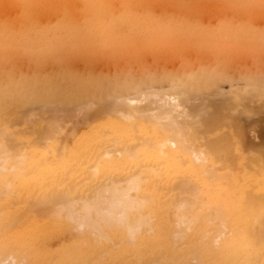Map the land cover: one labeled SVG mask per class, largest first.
I'll use <instances>...</instances> for the list:
<instances>
[{"label":"bare ground","instance_id":"6f19581e","mask_svg":"<svg viewBox=\"0 0 264 264\" xmlns=\"http://www.w3.org/2000/svg\"><path fill=\"white\" fill-rule=\"evenodd\" d=\"M247 119L264 0H0V264H264Z\"/></svg>","mask_w":264,"mask_h":264},{"label":"rangeland","instance_id":"374dc122","mask_svg":"<svg viewBox=\"0 0 264 264\" xmlns=\"http://www.w3.org/2000/svg\"><path fill=\"white\" fill-rule=\"evenodd\" d=\"M211 20H213V18H212ZM195 58H197V57L195 56ZM149 61H150V60L147 58V59L145 60V63H149ZM174 61H175V62H174ZM202 62L204 63V65L207 64L206 66H208V67L211 65V64H210L211 61H210L209 58L202 60ZM175 63H176V59L171 60V61L168 63V66H169V67H173V66L175 65ZM102 68H103V69H107L105 66H102ZM222 88H224V89L227 88V85H226V84H222ZM61 121H63V123H64V120H63V119H62ZM61 121H60V122H61ZM251 121H252V120H251ZM251 121H250V119H247L246 122L250 123V125H249V124H247V125L245 124L246 126L249 125L247 128H249V130L251 129V131H252V133H249V131H247V135H249V136H248V140H249V143H251V144H253V143L255 144V143L257 142V140H258V142L256 143V144H258V145H256V144L254 145V144H253L252 146H250V145H251V144H250L248 147H252V148H251V149H244V150H245V152H246L247 154H249V153H250V155H254V154H255L256 156L261 157L262 159H264V158H263L264 154H263V156L261 155L262 152L264 153V150H261V146H262V149H264V144H261V143H264V142H262V139H261V138H262L261 130L258 129V127H256V129H258V130H256V129L254 128V126H256V125H252V124H251ZM60 122H59V123H60ZM70 122H71V121H70ZM61 123H62V122H61ZM242 123H243V122H242ZM244 123H245V122H244ZM244 123H243V124H244ZM68 124H69V123H66L65 125H67V127H69V125L72 124V122H71L69 125H68ZM85 125H86V124H84V122H83V123H79V124H78V130L80 129L79 131H83V130L86 128ZM70 126H71V125H70ZM247 130H248V129H247ZM251 131H250V132H251ZM254 131H256V132H255V133H256V136L258 135L259 138L254 137V135H255V134L253 133ZM257 133H258V134H257ZM252 134H254V135H252ZM251 135H252V136H251ZM260 135H261V136H260ZM250 136H251V137H250ZM254 138H255V139H254ZM253 139H254L255 142H253ZM260 139H261V140H260ZM263 141H264V139H263ZM252 142H253V143H252ZM38 145H41V146H42L43 144L38 143ZM260 145H261V146H260ZM253 146H254V148H253ZM255 146H256V147H255ZM257 146H258V147H257ZM259 147H260V148H259ZM256 149H257V150H256ZM258 149H259V150H258ZM245 152H244V156L247 155ZM258 152H259L260 154H259ZM251 153H252V154H251ZM247 156H249V155H247ZM247 166H250V165L248 164ZM244 167H246V166H244ZM244 167H243L242 171H243V173H244L245 175H253V174H256L257 172H258V173L261 172L260 167L258 168V171L256 170L255 167H258L257 164L252 166L256 171H254V169H253L252 167H251L252 169H251V168L249 169L248 167H246L248 170H247L246 168H244ZM249 170H253V172H252V171H249Z\"/></svg>","mask_w":264,"mask_h":264}]
</instances>
